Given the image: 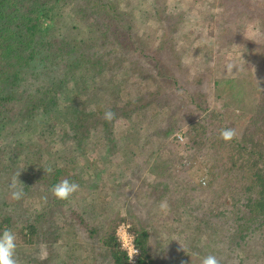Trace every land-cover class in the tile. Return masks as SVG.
I'll return each mask as SVG.
<instances>
[{
	"label": "trees",
	"instance_id": "trees-1",
	"mask_svg": "<svg viewBox=\"0 0 264 264\" xmlns=\"http://www.w3.org/2000/svg\"><path fill=\"white\" fill-rule=\"evenodd\" d=\"M98 1L96 12L89 8L90 5L93 8V0H30L29 5L22 0H0V190L9 188L12 176L20 172L22 183L18 187H22L25 194L20 201L8 197L0 203V232L5 227L11 229L17 236L19 247L49 242L47 248L51 259L48 262L52 261V264H67V258L74 256L77 250L81 256L83 253L88 255L93 264H98L101 254L107 256L109 264H131L115 231L124 219L122 211L129 197L127 189L134 188L135 181L127 174V167H131L123 161L113 162L106 154L114 149L126 155L137 148L135 151L142 157L143 168L149 161L151 167L136 190L134 200L127 204L132 221L130 230L136 246L141 248V256L135 264H190L188 253L186 255L183 250L171 256L170 250L163 249L161 257L164 259L158 260L152 251L147 225L144 227L138 223L142 219L134 210L136 199L144 197L158 208L165 206L167 211L180 205L187 208V216L194 217V223H200V230L208 225L204 240L209 250L206 253L216 256L220 264H264V169L256 168L258 162L264 165V70L256 75L252 72L253 81L249 84L252 90L248 88L247 92L251 100L257 98L255 108L247 113L244 127L251 141L237 135L233 140L238 147L236 153L224 148L227 143L222 139L217 140L221 128H234L238 124L223 111L212 110L210 114L215 116L204 115L186 132L187 148L215 161L206 172L211 185L207 196H194L195 186L187 190L185 186L192 183L178 173L179 155L168 147V151L159 154L157 151L159 144L167 142L168 135L176 128V118L195 111L199 115L206 105L196 102L186 89L170 87L168 76L162 79L161 57L172 52L171 47L166 46L169 44L166 38L161 35V41L156 45L145 43L136 31L135 17L127 10V5L117 7L111 0ZM227 1L226 6L221 2L222 7L230 8L229 12L237 10L236 15L249 17L258 26V31L250 36L230 37L233 42L245 43L251 51L262 54L264 64V0ZM75 13L87 27L79 39L77 32L64 24L65 15ZM46 21L50 23L46 25ZM225 30L237 35L231 26ZM178 65L181 63H173L172 67ZM131 69L132 75L152 77L156 87L143 93L142 86L137 83L138 88L133 91L129 87L132 81L128 79ZM81 89L87 92L83 93L81 101L70 97L74 90L78 94ZM122 91L129 93L127 101L121 98ZM65 92L69 97L62 102ZM137 92L141 95L137 96ZM98 95L109 99V106L104 97ZM185 97L187 103L192 104V107H186L188 113L177 103L182 100L185 105ZM245 107L236 108L244 110ZM109 110L115 113L111 121L104 119ZM149 111L151 116H159L160 120L155 130L142 126L148 135L142 136L133 127H127L125 132L113 129L118 119L129 120V116L137 112L149 115ZM57 115L64 117L70 127L65 128L66 137L60 136L61 145L55 150L51 144L44 147L31 134L40 129L41 136L46 135V130L58 135L53 129ZM214 125H217L215 129ZM69 132L73 134H67ZM90 139L95 146L99 145L98 158L91 160L86 152H81L86 159L82 165L77 156L80 151L70 149L84 146L90 143ZM147 144L151 151L145 155L142 149ZM93 166L98 169L96 172H107L108 180L98 177L99 172L90 176L89 167ZM133 166H137V162ZM48 167L53 169L51 174L44 171ZM111 167L117 170L108 172ZM63 179L78 183L81 189L87 185L89 190L98 187L97 190L102 191L111 182L118 192L113 193L112 201L104 202L105 205H97L98 200L93 199V210L84 205L77 207L80 203L71 206L66 201L57 200L49 191ZM100 179L103 185L99 184ZM146 184L148 189L142 186ZM29 200H34L36 206L31 208ZM20 208L28 218L16 219L15 214L20 213ZM94 211L98 212L102 229L89 220ZM151 211L149 219L162 217ZM64 230L71 237L68 242L61 238ZM71 239L80 242L79 245L75 243L73 247ZM63 252H67L66 259L62 257ZM57 256L58 261H55ZM31 260V264H44L35 258Z\"/></svg>",
	"mask_w": 264,
	"mask_h": 264
},
{
	"label": "rangeland",
	"instance_id": "rangeland-1",
	"mask_svg": "<svg viewBox=\"0 0 264 264\" xmlns=\"http://www.w3.org/2000/svg\"><path fill=\"white\" fill-rule=\"evenodd\" d=\"M22 1L27 5H29L30 3V0ZM111 1L113 3H116L117 7H123L124 5H127V10L131 11L133 16L135 17L134 23L136 25V31L143 37V41L145 43L147 42L150 45H156L161 41V35L163 36V39L166 38L168 40L169 44L166 46H170L172 52H167L166 56L161 57V64L163 66V69H161L163 78H161L165 80L168 76L167 84H170V87L175 86V88H177L180 86L186 89L185 91H187V94L188 92L193 94L196 102L206 105V108L202 110L201 113H198L199 115L195 114L197 111L193 112L192 114L183 113V115H180L179 110H176V113L181 116L176 118V120L174 121L176 123V128L173 130V132L170 133V135H168L167 142L165 141L159 144L157 151L158 154L161 151H168V147L170 150H173L174 153L179 155L180 157L178 156L177 161L181 163L177 167L178 173H182L181 175H183V177H185L186 179H189L192 183L188 186H185V188L187 187V190H189L192 189L191 186H195L194 188L196 191L194 193V196L196 195L200 198H204L205 196H207L209 188H211V185L209 184L210 178L207 176L206 172L215 161L212 162V159L204 156L203 154H200V152L191 150V148L189 147L187 148L186 132L189 130V127L192 126V124L197 123V121L204 115L208 113L210 114L212 110L215 109L214 111H216L217 109L218 112L223 111L224 113H226L222 114L228 115L233 123L238 122L236 127L234 126L237 131L238 137H246L248 138V141H251L250 134L247 131H244V127L246 126V122L248 120L246 118V116L248 115L247 113L255 108L254 101L256 100L257 96L252 98L251 100V95L249 96L247 89L250 88L252 90L249 85L253 81L252 72H254L256 75L257 72H261L262 70H264V64L262 62L263 59L261 57L262 54L251 51V47L246 46L245 43L239 44L237 41L233 42L234 40L230 36L235 35L237 39L241 38L244 35L250 36L258 31V26H255L256 24H254L249 17H245L244 15H236L237 10H235L236 12L234 13L233 9L230 10L231 12H229L230 8H226L227 11H225L226 9L222 7L221 2H223L226 6V4L228 3V1L225 2L226 0ZM97 3H99L98 0H93V8L91 9L92 6H89L91 11H98V8L95 7ZM229 7H231V4L229 5ZM51 12L52 11L50 10V13ZM219 22L221 23V25H219ZM49 23L50 22L48 21L45 22L46 25ZM64 24H66L67 27L72 28L74 33L77 32L76 35H78V39L81 36H84V33H86L87 27L85 28V25L83 26L82 18H80V16L78 17L76 13L70 15L66 14L64 17ZM228 26H231L234 33H237V35H231L229 31L225 30ZM45 33L48 34V31H46ZM72 38H74V35H72ZM170 61H172L173 63L178 62V64L181 63V66L178 65L177 68H174L172 67L173 63ZM166 63H168L169 65L164 66ZM229 63L234 65L231 73L227 72L226 70V65ZM130 71L131 73L128 76V79L132 81V86L129 87L133 91L137 90V83H140V86H142L143 89L141 91L143 93H147V91L156 87L153 83L152 77L150 78L144 76V78H140L137 75H132V69ZM118 77L119 76H117V78ZM138 92L137 96L141 95V93ZM83 93L86 94L87 92L81 89L77 94L74 90L72 93H70V97H75L73 98L75 99V101H81L84 96ZM66 95L63 94L62 102L67 100V98L69 97L68 93ZM92 97L93 95L90 97V99ZM98 97H104L105 99V96L103 95H98ZM128 97L129 93L122 91L121 98L126 100V98ZM105 101L107 106H109V104L111 103L110 100L105 99ZM98 102L100 101L98 100ZM177 103L182 105L181 108H184V111H187L186 107H192V104L187 103V97H185V105L184 101L182 100ZM195 105L196 104L194 103V106ZM240 106H246L247 108L245 107L244 110H242V108H236ZM244 111L246 113H244ZM211 114L215 116V114ZM129 117V120L124 118L118 119L113 129L115 131L118 130V132H125L127 127H133L139 134H141L142 136H146L148 135V131L147 129H145V127L142 126L146 125L147 127H151V130H155L157 123H159L158 121L160 120L158 118L159 116H151L150 111L149 115H146V113L140 115V112H137ZM54 119L56 124L53 129L57 130L56 132H58V135H56L55 133L52 134L50 130H46V135L41 136L40 133H42V131L40 129H38V131H33L31 135L36 138L35 141L41 143L42 145H44V147H46V145L48 144H51L55 146V150H57L61 145L60 136L65 138V130L70 126L66 125L68 121L66 119L64 120V117L62 116L60 118L57 115V117H54ZM216 126L217 125H214V129L216 128ZM139 128L141 129V131ZM67 134L72 135L73 133L69 132ZM91 137L94 139L96 136ZM219 139L220 135L219 137H217V140ZM55 141L57 142L58 146L56 145ZM89 142V145L85 143L84 146L78 145L77 147H75L76 149H70L71 151H80L78 152L77 156L78 161L82 162V165L86 163V159L83 158L84 156L80 155L81 152H86L87 157H89L91 160H95L96 158H98L97 149L99 148V145L95 146L92 139H90ZM141 142H143V139ZM135 144L140 143L135 142ZM224 148H226L230 152V149H232V152L236 153L238 147L237 143L232 141L227 143V145H224ZM135 150H137V148H135L134 150L131 149L127 152L126 155H124L123 152L119 153L116 150L112 149L110 151H107L109 153L106 154L111 158L113 162L123 161L124 163H126L125 165L131 167L132 169L127 167V169H129V172H127V174L129 175L128 177L132 178V180L134 178L135 181L134 188L127 189V192H129V197L124 203L126 204V208L124 207L122 211L124 219L119 223L115 231L118 241L121 244V248H123L127 253L129 241L133 239L135 243V236L130 230V228L132 227V221H130L129 218V210L127 204L134 200L136 190L142 184L143 179L148 176V170L151 167V161H149L143 168L140 163V161H142V157L138 156V153ZM204 150L206 151V148H204ZM150 151L151 147L149 146V144L144 146V148L142 149V152L145 155L149 154ZM20 160L23 161L22 156H20ZM253 161H255V157ZM134 162H137V166L132 167ZM182 163L184 164L183 166H181ZM262 163L263 162L257 163V170H259L260 168L264 169V165ZM253 167L254 164L251 168ZM181 169L183 170L181 171ZM97 170L98 169H96L94 166L93 168L89 167V171L92 172H90V176L92 174H97L99 172H96ZM116 170L117 169L111 167V169H108V172L113 171L112 173H114ZM98 174V177H103V180H108L109 174H107V172L100 170ZM11 176L12 175L7 177L9 178ZM112 179L113 181L115 180V178ZM100 183L103 185V181H101V179L99 181V184ZM108 183L109 184H107V187H105L103 191L97 190L98 187L89 190L90 187H88L87 185L86 188L81 189V186L79 185V190L66 201L67 205L74 206L75 203H80L77 205V207H82L84 205L86 208H88V210H93L95 209L91 204L93 199L98 200L97 205H100L101 203L105 205L104 202H107L108 200L112 201V198L115 196H113V193L118 192L114 190L115 188L113 186V183ZM142 186L144 187V189L149 188L148 184ZM164 194L165 193H163L162 195ZM8 197H10V189L2 188L0 190V203ZM79 197H81L82 199H80ZM147 199L145 197L143 199H136L137 204L134 203L136 205L134 206V210L135 214L137 213V215L142 219L141 221H138V223L140 222V225H143L144 227H146L147 225L146 228L150 232L149 240L152 244V251L158 256V260L164 259V257H161L163 249L170 250L171 256H173V254L175 253H180V250H183L186 255L188 253L189 256L187 255V259L190 264L191 262H193V264H201L204 256L206 257L209 255L208 253H206L208 249L206 248V244L204 242L208 230V225H206L207 227L204 230H200V223H194V217L187 216V208L182 207L181 205L180 207L176 206L178 207V210L176 209V207H174V209L172 208L170 211H167L165 206H162V208L160 207V209L157 207V205H154L153 202ZM29 201L31 202V208L36 206V202L34 200ZM87 201H89L90 203ZM88 203L89 206H87ZM21 209L22 208H20V213L15 214L16 219L18 218V220L28 218L27 213L24 214V209ZM151 210L155 211L157 214H160L162 217H160V219L158 220L149 219L148 213ZM157 210L159 213L157 212ZM95 211L92 212L89 220H91L94 226H96L98 229H102L99 222L98 212L96 213ZM65 230L62 231L63 236H61V238L65 242H68L71 237H69V234L65 232ZM99 231L100 230H98V232ZM70 242L74 243L72 245L73 247H75V243H77L78 245L80 243L76 242V240L73 239H71ZM48 243L42 242L34 245L29 244L23 247L17 246V256L19 258L20 264H31V258H35L37 262L40 261L44 264H52V261L48 262V260L51 259L50 254H48ZM138 249L139 254L137 256V260L141 256V248L138 247ZM199 254L201 256H199ZM66 256L67 252H63L62 257L66 259ZM83 256L86 258H82ZM98 258V264H109L106 255L101 254L98 256ZM137 260L133 263H131L129 260V263L135 264ZM55 261H58V256L56 257ZM68 263L93 264L94 262H92L88 255L84 253L81 256V254H79L77 250V252L75 251L74 256L72 255L71 258H67V264Z\"/></svg>",
	"mask_w": 264,
	"mask_h": 264
},
{
	"label": "clouds",
	"instance_id": "clouds-1",
	"mask_svg": "<svg viewBox=\"0 0 264 264\" xmlns=\"http://www.w3.org/2000/svg\"><path fill=\"white\" fill-rule=\"evenodd\" d=\"M234 65L231 63L226 65L227 72L231 73ZM115 117V113L109 111L105 112L104 119L111 121ZM220 139L224 142H232L237 138V131L234 128H224L220 130ZM46 174H51L53 169L48 167L44 169ZM20 172L14 174L12 180L9 183L10 198L13 201H20L24 197V192L22 187H18ZM79 184L68 179H63L57 184L53 185L49 191L53 197L57 200L67 201L72 197L78 190ZM45 202L47 197L43 198ZM17 236L11 230L5 227V229L0 232V264H20L19 258L17 256ZM132 255V254H130ZM201 264H220L219 259L214 255H208L204 257Z\"/></svg>",
	"mask_w": 264,
	"mask_h": 264
},
{
	"label": "built area",
	"instance_id": "built-area-1",
	"mask_svg": "<svg viewBox=\"0 0 264 264\" xmlns=\"http://www.w3.org/2000/svg\"><path fill=\"white\" fill-rule=\"evenodd\" d=\"M128 255H129V260L131 263L135 262L137 260V256L139 254V249L136 247V244L134 243L133 239L129 241V246H128ZM132 254V255H130Z\"/></svg>",
	"mask_w": 264,
	"mask_h": 264
}]
</instances>
